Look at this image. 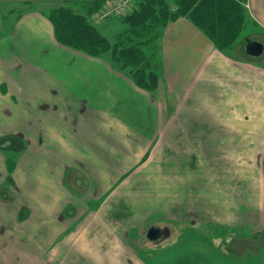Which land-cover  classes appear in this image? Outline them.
Here are the masks:
<instances>
[{
    "label": "crops",
    "instance_id": "0c3cea01",
    "mask_svg": "<svg viewBox=\"0 0 264 264\" xmlns=\"http://www.w3.org/2000/svg\"><path fill=\"white\" fill-rule=\"evenodd\" d=\"M72 1L0 0L1 22L27 3L0 29V264H264V0L243 52L169 23L152 92L57 41L46 9Z\"/></svg>",
    "mask_w": 264,
    "mask_h": 264
},
{
    "label": "trees",
    "instance_id": "16d2710c",
    "mask_svg": "<svg viewBox=\"0 0 264 264\" xmlns=\"http://www.w3.org/2000/svg\"><path fill=\"white\" fill-rule=\"evenodd\" d=\"M105 1L74 0L51 8L47 16L56 39L89 56L107 58L113 67L150 92L158 88L164 74L158 41L169 23L185 17L219 50L227 52L237 43L249 19L247 0H140L138 7L122 19V29L109 37L92 20Z\"/></svg>",
    "mask_w": 264,
    "mask_h": 264
},
{
    "label": "rangeland",
    "instance_id": "374dc122",
    "mask_svg": "<svg viewBox=\"0 0 264 264\" xmlns=\"http://www.w3.org/2000/svg\"><path fill=\"white\" fill-rule=\"evenodd\" d=\"M63 4H65V3H62V4H57V5H55V6H60V5H63ZM8 5L9 6H5L6 7V9L8 10V9H11V8H9L10 6L15 10V14L13 15L14 16V18L16 17V16H18V13L19 14H21L23 11H25V9L27 8V3L26 2H18V3H16L15 5L14 4H11V3H8ZM2 7H3V5H2ZM5 7H3V8H5ZM1 8V7H0ZM2 8V10H4ZM51 8H47L46 9V12H48L49 10H50ZM12 16V17H13ZM11 17V16H10ZM10 18L9 20H5V21H3V22H1L0 21V29H2V30H6V31H8L9 30V28H11V26L13 25V23H14V18ZM109 18V17H108ZM99 22L101 21V20H98ZM95 23H97L96 21H94ZM99 24V23H98ZM115 26H119V24L118 23H116L115 24ZM108 31V30H107ZM260 32V30L258 29V26L257 25H255V23H253L250 19H248V21H247V25L245 26V28L242 30V32H241V36H240V38L237 40V43H235V45L234 46H240L241 48V50H242V52L244 51V45H245V43H246V39L247 38H256L257 36H258V33ZM108 36L109 37H112L111 35H110V33L108 34ZM234 46L232 47V48H234ZM237 50V49H236ZM7 155L10 157V158H15L16 157V152H13V150H7ZM9 185V184H8ZM155 203V202H154ZM158 203V202H157ZM153 208H155V207H153Z\"/></svg>",
    "mask_w": 264,
    "mask_h": 264
},
{
    "label": "built area",
    "instance_id": "2783aa9c",
    "mask_svg": "<svg viewBox=\"0 0 264 264\" xmlns=\"http://www.w3.org/2000/svg\"><path fill=\"white\" fill-rule=\"evenodd\" d=\"M140 0H111L105 10L99 13L98 18L110 15L124 16L132 12Z\"/></svg>",
    "mask_w": 264,
    "mask_h": 264
},
{
    "label": "water",
    "instance_id": "95a60500",
    "mask_svg": "<svg viewBox=\"0 0 264 264\" xmlns=\"http://www.w3.org/2000/svg\"><path fill=\"white\" fill-rule=\"evenodd\" d=\"M264 50L263 43L256 40H248L246 51L251 56H259ZM163 236V230L158 225H152L147 229L146 237L151 241L159 242Z\"/></svg>",
    "mask_w": 264,
    "mask_h": 264
},
{
    "label": "flooded vegetation",
    "instance_id": "af4514ba",
    "mask_svg": "<svg viewBox=\"0 0 264 264\" xmlns=\"http://www.w3.org/2000/svg\"><path fill=\"white\" fill-rule=\"evenodd\" d=\"M148 239V238H147Z\"/></svg>",
    "mask_w": 264,
    "mask_h": 264
}]
</instances>
